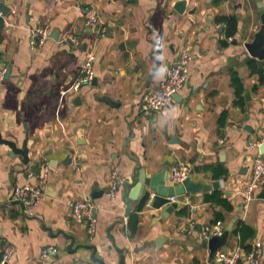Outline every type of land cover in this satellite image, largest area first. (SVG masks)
<instances>
[{"label":"crops","instance_id":"crops-1","mask_svg":"<svg viewBox=\"0 0 264 264\" xmlns=\"http://www.w3.org/2000/svg\"><path fill=\"white\" fill-rule=\"evenodd\" d=\"M175 1L5 0L10 10L0 11V61L11 73L0 81V131L19 148L28 138L29 162L0 144V264L6 244L15 249L8 264H39L46 245L59 252L46 264H96L91 250L69 252L62 232L74 235L75 244L95 245L106 264H119L120 254L109 249L112 238L127 264H217L201 230L223 229L234 218L220 251H249L255 242L264 247V198L258 197L264 183L242 208L238 193L252 175L254 158L264 156V149L251 146L264 144V59L243 46L260 28L258 0H188L183 14L173 9ZM78 4L99 14L103 35L87 26L88 14ZM225 17L236 22L231 37ZM36 25H48L54 35L31 49ZM73 36L78 41L70 45L66 39ZM183 50L192 60L181 99L147 111L143 94L158 86ZM88 56L98 85L72 91ZM104 95L120 105L111 106ZM131 156L151 158L153 172L167 161L187 174L194 169V181L208 175L204 182L219 180L220 187L197 193L193 201L187 194L169 217L147 203L126 216L121 191L114 200L105 193L114 170L130 176ZM46 161L51 169L44 199L27 215L11 199L13 189L38 182L29 174L39 173ZM77 199L95 203L93 236L71 214Z\"/></svg>","mask_w":264,"mask_h":264},{"label":"built area","instance_id":"built-area-1","mask_svg":"<svg viewBox=\"0 0 264 264\" xmlns=\"http://www.w3.org/2000/svg\"><path fill=\"white\" fill-rule=\"evenodd\" d=\"M77 9L81 12L88 14L87 26L89 28L98 29L103 35L105 31L99 30L98 25L100 23L99 14L94 13L92 8L84 5H77ZM50 27L48 25H36V27L30 30L29 45L31 49H36L42 46L47 40L51 38ZM72 41H78L76 37H70ZM92 56H88L84 65L82 66V73L79 78L71 86L72 91L79 90L80 85L83 83L89 84L94 77V70L92 68ZM192 60V54L189 50H183V52L176 58L168 70L165 78L159 81L156 88H148L143 94L141 104L148 111H160L166 109L171 105V102L175 100V95L181 94L187 86L190 70V62ZM7 68L3 67L0 61V81L5 77ZM259 144H252L254 148H259ZM51 169V164L46 161L42 164L39 173H30L29 176H34L38 182L27 181L26 183L16 186L13 189L11 199L20 203L22 211L27 215H33L44 199V188L48 181V173ZM81 166H77V170H80ZM251 177L242 185L239 190L242 202L247 205L258 195V191L264 183V156L262 154L257 155L253 160ZM171 183L178 184L187 178V171L179 165H173L170 169ZM112 181L110 187L106 191L105 195L111 200L117 197L119 185L125 180V177L117 170L112 173ZM151 193L150 199L147 201V205H150L153 198ZM175 200V197H172ZM71 214L74 216L75 221L83 223L87 227V233L91 236L96 234L97 217L95 215L96 206L91 199H77L70 204ZM193 231V224L187 230ZM202 237L206 240L211 235L221 233L223 230L218 225H206L201 230ZM15 249L12 245L6 244L2 250L1 264H8L13 256ZM264 252V247L260 242H255L251 245L249 251H244L243 248L237 247L232 251H218L213 255V260L217 264H259ZM39 264H46L47 260L54 254L59 253L58 247L54 245H46L42 247L40 251Z\"/></svg>","mask_w":264,"mask_h":264},{"label":"water","instance_id":"water-1","mask_svg":"<svg viewBox=\"0 0 264 264\" xmlns=\"http://www.w3.org/2000/svg\"><path fill=\"white\" fill-rule=\"evenodd\" d=\"M187 5L188 0H177L173 4V9L179 14H183L184 12H186ZM257 6L261 12L260 28L258 31H256L253 39L251 41L244 42L243 46L246 47L252 57L264 59V0H258ZM9 10L10 7L5 4V0H0V11L6 14L7 12H9ZM54 38L58 37L55 36ZM66 42L70 45H73L74 43L69 38L66 39ZM118 48L124 50L125 43L121 42ZM81 49H84V46H82ZM10 73L11 70L7 69L6 77H9ZM83 84H81L80 86H82ZM89 84H91L92 86H97L98 78L94 76L93 80ZM248 94L249 91H246V96H248ZM77 99L80 100V97H78ZM103 99L106 100L111 106L120 105L119 102L114 101L107 95H104ZM175 99H181V95H175ZM27 141L28 138L26 137L22 142L23 145L21 146V148H19L18 143L13 140L4 138L3 134L0 131V144H7L12 150V155L22 156L23 162L25 163L29 162V147ZM260 149L261 153H263L264 144L260 145ZM130 159L135 162V165L132 168L130 176H128V178H125V180L119 185V190L121 191L122 196L121 199L125 206L124 214L126 216H130L135 208L143 207L150 199L151 193H153L154 195L151 202L152 208L157 210L159 209L160 213L164 217H169V215L178 208L179 201L187 202V194H189L188 199L193 201L196 200L197 193H201L205 196L211 189H218L220 187L219 180L213 181L211 183L204 182L205 179H208V175L203 176V179L194 181V175L196 174L194 169H191L187 174V178H185L180 183H171L170 169L173 166V163H171L170 161L165 162L159 168V170L153 172L151 170L153 166V160L151 158H145V160H143L147 161L148 164H145L139 157L131 156ZM172 197H175V200H173ZM258 197L264 198V189L260 191V195ZM242 207L243 202L242 204H240V208ZM235 220V218L232 219L229 224H227L225 228L222 229L223 231L221 233L211 235L210 238L206 241L204 246L210 249L212 256L220 251L222 247H224L228 243L229 237L233 231L232 228ZM62 233L67 239L70 240L67 245V250L69 252L75 253L78 248H85L91 250L92 262L96 264H106L105 260L97 254L98 251L95 245L86 243L75 244L76 238L74 235L65 232ZM161 239L162 238H160L158 242H160ZM111 248H114L120 254L119 264H127L125 251L117 246L114 238H112V243L109 249Z\"/></svg>","mask_w":264,"mask_h":264},{"label":"trees","instance_id":"trees-1","mask_svg":"<svg viewBox=\"0 0 264 264\" xmlns=\"http://www.w3.org/2000/svg\"><path fill=\"white\" fill-rule=\"evenodd\" d=\"M223 20L226 21L227 28H228L227 33H228L229 37H231L235 33V30H236V22H235V19L233 17H225V18H223ZM261 74H262V78H264V75H263L262 72H261ZM234 83H236V85L238 87H241L242 88V83L237 78L234 80ZM225 207L228 210H231L232 209V206H231L230 203H225Z\"/></svg>","mask_w":264,"mask_h":264}]
</instances>
